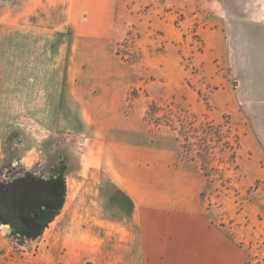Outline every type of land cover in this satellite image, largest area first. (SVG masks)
<instances>
[{"label":"rangeland","instance_id":"1","mask_svg":"<svg viewBox=\"0 0 264 264\" xmlns=\"http://www.w3.org/2000/svg\"><path fill=\"white\" fill-rule=\"evenodd\" d=\"M5 1L0 179L54 173L65 196L36 238L14 237L0 224V264H67L71 245L82 264L98 263L101 245L125 253L135 234L132 206L103 174L109 139L175 149L203 174L205 216L246 264H264V0H118L98 39L74 37L68 25L32 30ZM66 60L67 80L83 83H67L63 101L53 77Z\"/></svg>","mask_w":264,"mask_h":264},{"label":"crops","instance_id":"2","mask_svg":"<svg viewBox=\"0 0 264 264\" xmlns=\"http://www.w3.org/2000/svg\"><path fill=\"white\" fill-rule=\"evenodd\" d=\"M4 1L0 0V4ZM117 2L5 1L15 3L16 20L28 21L32 30L61 33L67 32L68 25L74 37L89 39L107 35L109 27L105 24L113 21ZM40 18L53 22L50 26H41ZM62 50H66L65 44L60 46L59 51ZM63 67V75L58 81L54 76L53 83L61 85L58 99L67 101V83L76 80H67V60ZM77 82H82L81 76ZM16 91L24 93L23 86ZM56 92L54 88V94ZM101 147L103 174L131 203L135 234L127 237L128 247L121 257L114 245L111 252L106 251L104 245L97 247L96 258H99L94 264H246L243 250L205 216L203 174L184 162L175 149L115 139L104 141ZM87 244L80 240L81 258L87 256ZM73 248L71 245L69 254L67 252V264H82V259L72 258ZM100 255L103 256L101 261Z\"/></svg>","mask_w":264,"mask_h":264},{"label":"flooded vegetation","instance_id":"3","mask_svg":"<svg viewBox=\"0 0 264 264\" xmlns=\"http://www.w3.org/2000/svg\"><path fill=\"white\" fill-rule=\"evenodd\" d=\"M52 175L49 178H45L44 176L36 177L34 174L18 172L1 175L0 224L10 229V235L22 238L14 232V227L22 224L16 213H13L16 205H19L22 211L26 209L33 211L31 226L34 231H37L41 220L40 208H44V206H40L41 199L48 201L50 208L57 209L59 207L60 209L65 196L64 182L61 180L60 175L54 173Z\"/></svg>","mask_w":264,"mask_h":264},{"label":"trees","instance_id":"4","mask_svg":"<svg viewBox=\"0 0 264 264\" xmlns=\"http://www.w3.org/2000/svg\"><path fill=\"white\" fill-rule=\"evenodd\" d=\"M40 206L41 207L44 206V208L43 209L40 208L39 211L41 220L39 226L37 227V231H34L33 227L31 226L33 211L31 209L30 210L26 209L25 211H22L19 205L15 206L13 213H16V215L22 221L21 225H19L18 227H14V232L16 235L22 238H32V239L38 237L41 230L45 228L46 225L57 215V212L59 210V207H57V209L50 208L48 201L46 200L43 201L42 199Z\"/></svg>","mask_w":264,"mask_h":264},{"label":"water","instance_id":"5","mask_svg":"<svg viewBox=\"0 0 264 264\" xmlns=\"http://www.w3.org/2000/svg\"><path fill=\"white\" fill-rule=\"evenodd\" d=\"M2 230H3V232H5V233H10V232H11L10 229H8V228H6V227H4Z\"/></svg>","mask_w":264,"mask_h":264}]
</instances>
